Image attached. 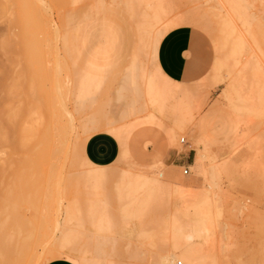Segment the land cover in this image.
<instances>
[{
  "label": "rangeland",
  "instance_id": "obj_1",
  "mask_svg": "<svg viewBox=\"0 0 264 264\" xmlns=\"http://www.w3.org/2000/svg\"><path fill=\"white\" fill-rule=\"evenodd\" d=\"M69 1L0 0V219L5 227L2 229L16 237L30 238L31 244L33 243L30 255L33 257L31 253H36L33 257L35 259L42 257L44 250L50 245L53 247L57 245L55 243L63 242L66 246V243H70L67 247L79 243L75 247L79 245V249L85 250L81 258L85 256L93 264H158L164 249L168 247L169 231H163L166 236L162 238L166 240L159 238L160 236L155 238L159 232L152 227L155 219L152 220L150 216L153 218L157 212H154L155 215H152L153 212L151 215L147 214L152 221L147 216V221L143 219L144 222L127 219V225L126 219L124 220L127 224H124L121 217L125 202H118L115 198L119 192L116 189L120 188L117 186L123 183L121 173H155L156 176L162 173L161 178L168 184L196 191L209 187L213 189L209 207L211 218L213 217L211 223L214 224L209 242L205 245V250L208 248V252L212 254L210 264H244L243 261H249L248 264H262L259 251L264 250V33H249V25L254 23V18H260L264 22V0H246L245 4H241L243 7L248 6L239 12L233 11L225 0H125L130 3L128 7L133 5L136 12L141 10L138 17L143 19L146 15L155 17L162 12L166 13L161 15V21L156 19L160 22L155 27L152 26V20L151 24L149 21L144 22L146 26L150 24L153 27H147L150 30L148 33L138 32L136 21L135 24L125 18L123 10L127 7L123 0H116L114 4L113 0H84L80 3L75 1V4ZM162 5L167 6L164 8ZM250 7L252 8L249 9ZM157 8L163 11L158 13L155 10ZM27 9L32 10L25 13ZM116 10L121 14L116 13ZM234 12L238 18L235 15L229 16V13ZM196 13L210 17L215 28L209 27L207 30L205 27L187 25L185 16L190 18L192 16L189 14ZM220 17H223V21H226L224 18L228 19L225 26L228 21L230 23L227 30L224 26L222 33L216 32V23ZM209 19L207 18L208 21ZM260 19L258 23L261 22ZM181 20L185 23L180 24ZM211 21L206 22L211 26ZM172 24L174 28L190 26L198 35L195 52L198 74L194 79L185 81L189 86L169 80L157 62L158 44L166 34L160 32H164L162 29ZM261 24L263 25L262 22ZM39 26L43 29L40 30ZM34 28L36 31L33 33L31 30ZM29 33L32 34L31 38ZM31 41L33 43L29 45ZM32 60L36 62L32 64ZM133 68L140 76L138 84L136 83V86L140 85L141 91L139 97H136L140 98V102L132 99V95H128L131 97H128L130 102L126 97L125 101L118 97L123 88L134 87L133 84L131 86L130 79L129 83L126 82L127 78H131ZM75 69L78 71L73 76ZM159 72L163 74L162 82L161 76H156ZM33 76V80L37 79L36 82H39L36 84L40 85L36 91L31 90L32 84L29 85L33 83L29 82ZM55 77L63 82L61 89V86L56 88L57 92L53 88V82L57 80ZM151 80L154 83L152 89H156L152 92L155 97H150V87V92L147 90ZM91 83H95V88L92 89ZM78 88L80 92H77ZM40 89L54 92L51 101L55 100L52 105L55 109L51 104L43 106L47 102L41 101L45 98L41 97L43 94H40ZM59 93L62 95L61 99ZM85 93L86 95H82ZM33 94L36 95L34 98ZM90 95L93 99H89ZM35 99L39 100L38 104ZM82 99H86V103H82ZM131 100L135 102L132 103ZM136 102L139 103L136 105ZM94 103L96 104L93 106ZM37 105L44 111L37 113ZM127 106L131 110L132 107L135 108L130 112ZM45 107L53 109L51 111L54 114L51 126L55 129L53 131L56 139L52 150L48 151H53V154L45 150L43 135L46 134V129L37 130L32 139L24 127L25 124L29 125L30 119L27 118L44 113L47 110ZM90 107L96 110L93 111ZM24 108L33 109L34 112H28ZM22 109L25 112L22 114L24 118H17ZM16 111L17 120L14 121L10 115ZM99 113L104 115H101L104 119L101 125L102 117H99ZM96 117L100 119L99 124ZM93 118L94 121L97 120L96 123ZM92 121L96 125L92 126ZM114 130L121 135H116ZM170 131L176 133V141L168 144L165 132ZM195 157L196 164L192 168L190 165L194 163ZM96 167L101 170L110 169L107 179L93 181L90 172ZM184 168H188L186 174L183 172ZM204 170L209 172L207 174L212 187L206 182L205 175L202 177ZM156 203L160 207L157 216L161 214V218L166 219L170 215L169 210L175 208V205L173 207L172 203L163 200L156 199ZM116 215L122 218L121 224L120 219L115 218ZM107 218L109 224L106 225ZM114 224L118 227L114 228ZM104 226L110 227L104 230ZM111 227L112 230H107ZM139 228L142 232L145 228L144 233H153V237L156 232L153 239L156 244L151 243V237L144 241L153 246L144 245V236L140 234L141 237H137L141 232ZM154 230L156 231L153 232ZM105 239L111 245L112 239L120 241L114 247L121 248H116L117 251H126L123 254L129 259L126 256L123 258L122 251H118L121 254L118 253L111 245H106L105 251H99L101 255L99 253L97 257L98 251L95 253V247ZM136 248L139 249L137 252ZM134 251L135 255L140 251L139 258V255L132 256ZM72 258L69 259L66 255L60 259L73 264L81 262L78 260L76 263V258Z\"/></svg>",
  "mask_w": 264,
  "mask_h": 264
},
{
  "label": "bare ground",
  "instance_id": "obj_2",
  "mask_svg": "<svg viewBox=\"0 0 264 264\" xmlns=\"http://www.w3.org/2000/svg\"><path fill=\"white\" fill-rule=\"evenodd\" d=\"M52 1V0H51ZM67 1H69V0H67ZM73 1V2H72ZM71 2L69 1V3H74L75 4V1H76V3H80V1L82 2V1H84V0H72ZM94 1V0H93ZM115 1L116 0H113V4L115 3ZM119 1V0H118ZM225 1H227L228 3H229V5H230V8H232V10L233 11H237L238 10V12L239 11H242L244 8L246 9V6H248V5H244V7H243V3L245 4L246 3V0H241V2H239V0H225ZM242 1H244V2H242ZM255 1V0H254ZM30 2V1H29ZM29 2H27V3H29ZM60 2V1H59ZM63 2V1H62ZM65 2V1H64ZM63 2V3H64ZM142 2V1H141ZM169 2V1H168ZM51 3V2H50ZM86 3V2H85ZM95 3V2H94ZM101 3V2H100ZM99 3V4H100ZM118 3V2H117ZM145 3V2H144ZM144 3H142V5L144 4ZM147 3V2H146ZM156 3V2H155ZM173 3V2H172ZM242 3V4H241ZM251 2H249V4H250ZM24 4H26L25 2H24ZM123 4L125 5V7H127V9H125V7H124V9L125 10H123V12H125V14H126V16H125V18H127V19H129V21L131 20L133 23H135V21H136V23L138 24L136 27V29H138L137 31L138 32H140V33H144V32H146V33H148V31L150 32V30H148V28H152L153 29V27H155V25H157L161 20H160V17H161V15H166V13L164 14V12H162L163 11V9H161L160 11L158 10L159 8H157V9H155L158 13H161V15H159V14H157V12H156V16L153 18L152 16H149V17H147V15H146V18H149V20L148 19H146L145 17H144V19L143 18H140V17H138L140 14H141V10H140V12H136L135 10L136 9H134V7H133V5H131L130 7H128L129 5L128 4H130L129 2L127 3L125 0H123ZM148 4V3H147ZM151 4V3H150ZM170 4V3H169ZM252 4V3H251ZM31 5H32V3H31ZM67 5H69V4H67ZM71 5V4H70ZM127 5V6H126ZM135 5V4H134ZM136 5H137V3H136ZM27 6H30V5H27ZM26 6V7H27ZM56 6H58L57 4H56ZM61 6V5H60ZM139 6V5H138ZM163 6V5H162ZM167 6V5H166ZM166 6L164 7V8H166ZM59 7V6H58ZM113 8H114V6H112ZM148 7V6H147ZM254 7V6H253ZM145 8V7H144ZM149 8V7H148ZM162 8V7H161ZM168 8V7H167ZM198 8V7H197ZM248 8V7H247ZM252 7H250L249 9H251ZM59 9V8H58ZM150 9V8H149ZM194 9V8H193ZM244 9V10H245ZM255 9V8H254ZM32 9H30V11H31ZM115 10V9H114ZM154 10V11H155ZM195 10V9H194ZM200 10V9H199ZM30 11H28V9H27V11L25 10V13L27 12H30ZM247 11V10H246ZM116 13H118V14H121V12L119 11V12H117V10L115 11ZM151 12V11H150ZM149 12V13H150ZM235 12L233 13V14H230L229 13V16L231 17V15H235ZM245 12V11H244ZM22 13V12H21ZM138 13H140L139 15H138ZM145 13V12H144ZM148 13V14H149ZM231 13H232V11H231ZM246 13H249V12H246ZM24 14V13H23ZM199 14V13H198ZM203 14V13H202ZM243 14V13H242ZM252 14V13H251ZM253 14L254 15H257V14H255L254 13V11H253ZM150 15H151V13H150ZM153 15H155V14H153ZM159 15V16H158ZM189 15H191L192 17H190V18H188V17H186L185 16V18H187L186 20L184 19V21H186V24L188 25V24H190V25H193V26H199V27H205V28H207V30H208V28L209 27H213V28H215V25H213L212 26V24H214V23H212V21L210 20L211 18L210 17H207V15H206V17L209 19V21H211L210 23H211V26L207 23V22H209L208 20H207V18L205 17V14H203V16L202 15H197V13L194 15V14H189ZM194 15V16H193ZM253 15V18L255 17ZM25 16V15H24ZM128 16V17H127ZM143 16V15H142ZM220 16V15H219ZM236 16V15H235ZM252 16V15H251ZM258 16V15H257ZM256 16V17H257ZM21 17H23L22 15H21ZM123 17V16H122ZM151 17H152V19H151ZM204 17H205V19L206 20H204ZM162 18V17H161ZM236 18H238L237 16H236ZM243 18V17H242ZM241 18V19H242ZM253 18H251V19H253ZM31 19V18H30ZM29 19V20H30ZM142 19V20H141ZM156 19H158V20H160V21H157ZM164 19V18H163ZM244 19H247V17H245ZM255 19L256 18H254V23L252 22V24H250L249 26H250V30L251 31H249V33L251 32V33H264V22L260 19V21L263 23V25L261 24V22L260 23H258L259 21V19L257 18L256 20H257V23H255ZM155 23H153L152 24V26H150V24H151V22L152 21ZM224 20H226V21H223V17H220L219 18V20L217 21V23H216V32H219V31H221V33H222V31H223V29H224V24H227V18L225 19L224 18ZM231 20V19H230ZM234 20V19H233ZM248 20V19H247ZM25 21V20H24ZM148 21L150 22V24L148 25V26H146L147 24L146 23H148ZM184 21H180V24H182L181 22H183V23H185ZM207 21V22H206ZM242 21V20H241ZM244 21V20H243ZM249 21V20H248ZM252 21V20H251ZM144 22H146V23H144ZM157 22V23H156ZM225 22V23H224ZM231 22V21H230ZM245 22H246V20H245ZM135 23V24H136ZM232 23V22H231ZM235 23V22H234ZM63 24V23H62ZM134 24V25H135ZM146 24V25H145ZM230 23H229V21H228V25H226L225 26V29L228 27V26H230L229 25ZM243 24H244V22H243ZM27 25V24H26ZM144 25H145V27H144ZM173 25V24H172ZM170 26V25H168V27L166 26V28L163 30L162 29V31H164V32H160V33H167L168 31H170L171 29H173L174 28V25L173 26ZM245 25H247V23L245 24ZM38 26V25H37ZM37 26H35L36 27V29L38 28ZM176 26V25H175ZM223 26V27H222ZM235 26V25H234ZM25 27V26H24ZM27 27V26H26ZM34 27V26H33ZM148 27V28H147ZM32 28V27H31ZM41 28V29H40ZM72 28V27H71ZM134 28V27H133ZM150 28V29H151ZM204 28V29H205ZM248 29H249V27H247ZM29 29V28H28ZM39 29L40 30H42L43 28L41 27V26H39ZM63 29V28H62ZM210 29V28H209ZM224 29V30H225ZM230 29V28H229ZM235 29V28H234ZM24 30V29H23ZM30 30V29H29ZM38 30V29H37ZM147 30V31H146ZM227 30V29H226ZM32 32L33 31H36L35 30V28L33 29V30H31ZM151 31H153V30H151ZM37 32H39V31H37ZM37 32H35L36 34H37ZM137 32V33H138ZM158 32V33H159ZM212 32V31H211ZM215 32V33H216ZM26 33V32H25ZM34 33V32H33ZM40 33V32H39ZM227 33H229V32H227ZM30 34V33H29ZM40 34H42V33H40ZM31 35L32 34H30L29 36H30V38H31ZM35 35V34H34ZM37 35H39V34H37ZM67 35V34H66ZM71 35V34H70ZM57 36H59L58 35V33H57ZM2 37V36H1ZM33 37H35L36 38V36H33ZM41 37V36H40ZM61 37V36H60ZM23 38V37H22ZM65 38V37H64ZM17 39V38H16ZM34 39V38H33ZM28 40V39H27ZM35 40V39H34ZM55 40V39H54ZM64 40H67L66 38L64 39ZM26 41V40H25ZM68 41V40H67ZM7 42V41H6ZM13 42V41H12ZM36 42V41H35ZM52 42V41H51ZM50 42V43H51ZM54 42V41H53ZM64 42V41H63ZM33 43V41H31L30 43H29V45H31ZM37 43V42H36ZM36 43H34V46H36L35 44ZM41 43V42H40ZM65 44V43H64ZM24 45V44H23ZM40 45V44H39ZM66 46H68V44L66 43L65 44ZM27 46V45H26ZM55 46V45H54ZM6 47H7V45H6ZM28 47V46H27ZM29 47H32V46H29ZM5 51V50H4ZM35 51V50H34ZM33 51V53H35ZM67 51V50H66ZM6 52V51H5ZM37 52V51H36ZM32 53V52H31ZM26 55V54H25ZM31 55V54H30ZM30 55H28V56H30ZM33 55V54H32ZM71 55V54H70ZM17 56V55H16ZM24 56V55H23ZM33 57H35V56H33ZM70 57H72V56H70ZM17 58V57H16ZM26 58V57H25ZM28 58V57H27ZM43 59V58H42ZM74 59V58H73ZM28 60V59H27ZM29 60H30V58H29ZM15 61V60H14ZM33 61V60H32ZM31 61V62H32ZM35 62H36V60H34ZM34 61L32 62V64L34 63ZM38 63V62H37ZM59 63V62H58ZM76 63H78V62H76ZM32 64H30V67L32 68ZM36 64V63H35ZM60 64H58V68L60 67L59 66ZM28 67V66H27ZM29 69V68H28ZM34 69V68H33ZM32 70V69H31ZM30 70V71H31ZM133 70V72H131L130 74V77L131 78H127V80H126V82H128L129 83V80L128 79H130V83H131V86H132V84L134 85V87L133 88H123L121 91V93H120V96H118L120 99H122L123 98V100L125 101V97H126V100L127 99H129V98H131V97H129L130 95H132V99L134 98V99H136V97H139V94H140V85H139V87L138 86H136V83L138 82V77H140V76H138V73H137V70L135 69V68H133L132 69ZM26 71H28V70H26ZM75 71V73L73 74V76L77 73V71H78V69H77V71H76V69L74 70ZM90 71H87V73H89ZM162 73V72H161ZM84 74V73H83ZM96 74V73H95ZM159 75H156L157 76V78H159V76H161V75H163V74H160V72L158 73ZM30 75V74H29ZM34 75V74H33ZM53 75V74H52ZM57 75V74H56ZM91 75V74H90ZM94 75V74H93ZM132 75H133V77H132ZM54 76V75H53ZM78 76V75H77ZM76 76V77H77ZM88 76V75H87ZM96 76H97V74H96ZM34 77L35 76H33V78H32V80H30L29 82H32L33 81V83H29V85L30 84H32L31 85V90H34V91H36L35 89H39L40 88V85L39 84H36V83H39V82H36V80L37 79H35V80H33L34 79ZM51 77V76H50ZM59 77V76H58ZM57 77V78H58ZM101 77V76H100ZM141 77H144V78H146V76H141ZM153 77H155L154 75H153ZM153 77H151L153 80H154V78ZM163 76H161V82H162V80L164 79V78H162ZM21 78V77H20ZM29 78V77H28ZM56 78V77H55ZM56 78V79H57ZM74 78V77H73ZM84 78V77H83ZM82 78V79H83ZM144 78H143V80H144ZM168 78V77H167ZM30 79V78H29ZM28 79V80H29ZM47 79V78H46ZM50 79V78H49ZM72 79V78H71ZM78 79V78H77ZM86 79V78H85ZM84 79V80H85ZM93 79H94V77H93ZM106 79V78H105ZM109 79V78H108ZM169 79V78H168ZM74 80H75V78H74ZM80 80V79H79ZM83 80V81H84ZM104 80V79H103ZM107 80V79H106ZM111 80V79H110ZM131 80H132V82H131ZM140 80V79H139ZM149 80V79H148ZM159 80V82H160V79H158ZM170 80V79H169ZM73 81V80H72ZM77 81V80H76ZM93 81V80H92ZM102 81V80H101ZM101 81H99V82H101ZM142 81V80H141ZM172 81V80H171ZM171 81H169V84L171 83ZM24 82H25V80H24ZM60 82V83H59ZM80 82H82V81H80ZM79 82V83H80ZM86 82H88V81H86ZM90 82V81H89ZM103 82V81H102ZM107 82H109L110 83V81H107ZM112 82V81H111ZM125 82V83H126ZM47 83H49V82H47ZM51 83V82H50ZM54 85H53V88H55V91L57 90L58 91V87H60V89L62 88V81L61 80H55L54 82ZM57 83H59V86H58V84ZM73 83V82H72ZM151 84H149V86H148V91L150 92V90L152 89V84L154 85V83H153V81L151 80V82H150ZM164 83H167L166 81H164ZM18 84V83H17ZM21 84V83H20ZM28 84V83H27ZM61 84V85H60ZM78 83L76 82V85H77ZM83 84H85V83H83ZM88 84H90V83H88ZM92 84V83H91ZM94 84L95 83H93L92 84V89L93 88H95L94 87ZM138 84V83H137ZM168 84V83H167ZM174 84V83H173ZM24 86H26L25 85V83L23 84ZM29 85H28V87H29ZM39 85V87H37ZM42 85V84H41ZM66 85V84H65ZM98 85V84H97ZM96 85V86H97ZM109 85V84H108ZM125 85V84H124ZM126 85L127 86H130L129 84H127L126 83ZM126 85H125V87H126ZM20 86V85H19ZM22 86V85H21ZM88 86V85H87ZM99 86V88H100V85H98ZM97 86V87H98ZM105 86V85H104ZM77 87V86H76ZM96 87V88H97ZM109 87V86H108ZM151 89H150V88ZM155 87V86H154ZM2 88V87H1ZM4 88H5V86H4ZM20 88V87H19ZM22 88V87H21ZM20 88V89H21ZM56 88H58V89H56ZM75 88V87H74ZM81 88V87H80ZM80 88H78V91L77 92H80L79 91V89ZM85 88V87H84ZM83 88V89H84ZM89 88H90V86H89ZM98 88V89H99ZM102 88V87H101ZM232 87H230V89H231ZM6 89V88H5ZM72 89V88H71ZM86 89H87V87H86ZM91 89V88H90ZM104 89V88H103ZM102 89V90H103ZM13 90V89H12ZM29 90H30V88H29ZM31 90H30V92H31ZM73 90V89H72ZM81 90H82V88H81ZM85 90V89H84ZM88 90V89H87ZM97 90V89H96ZM111 90V89H110ZM143 90V89H142ZM15 91V90H14ZM20 91V90H19ZM39 91V90H38ZM42 91V89H40V94H43L41 97H43L44 96V98L45 99H41V101L43 102V100H44V103L45 102H47V104L45 105V104H43V106H46L47 107V105L48 106H50V104H51V107L52 108H54L55 109V107L54 106H52V105H54L55 104V100L53 99V101H51L52 100V94L54 93L53 91H51V92H46V90L42 93L41 92ZM48 91V90H47ZM56 91V92H57ZM76 90H74V92H75ZM100 91V90H99ZM106 92H108V90H105ZM148 91H146V94L148 93ZM154 91H156V89L154 90V89H152L151 90V92L149 93L150 94V97L151 96H154V95H152L153 93L152 92H154ZM13 92V91H12ZM18 92V91H17ZM69 92H71V91H69ZM84 92H86V91H84ZM84 92H82V93H84ZM92 92V91H91ZM102 92H104V90L102 91ZM143 92V91H142ZM16 93V92H15ZM60 93H61V91H60ZM59 93V94H60ZM89 93V92H88ZM18 94H19V92H18ZM17 94V95H18ZM26 94V93H25ZM58 94V93H57ZM233 95L235 94V91L232 93ZM237 94V93H236ZM70 95H71V93H70ZM74 95V94H73ZM81 95V94H80ZM82 95H86V93L85 94H82ZM117 95H119V94H117ZM129 95V96H128ZM148 95V94H147ZM36 96V95H35ZM34 96V94H33V97L32 98H34L35 97ZM40 96V95H39ZM48 96V97H47ZM61 94H60V99H61ZM76 96V95H75ZM88 96V95H87ZM86 96V98H88ZM141 96H142V94H141ZM140 96V97H141ZM236 96V95H235ZM40 97V98H41ZM53 97H54V95H53ZM80 97V96H79ZM91 97V95L89 96V99H93V96H92V98H90ZM129 97V98H128ZM155 97V96H154ZM24 98H25V96H24ZM31 98V99H32ZM37 98V97H36ZM77 98V97H76ZM83 98V97H82ZM50 99V100H49ZM59 99V101H62V100H60ZM119 99V100H120ZM138 99H140V98H137L136 99V101H139ZM153 99V98H152ZM156 99V98H155ZM30 100V99H29ZM36 101H35V103H37L39 100H37V99H35ZM46 100V101H45ZM49 100V101H48ZM77 100V99H76ZM79 100V99H78ZM97 100V99H96ZM85 101H86V99H85ZM85 101H83V99H82V103L83 102H85ZM91 101H94V100H91ZM129 102H130V99L128 100ZM49 102V103H48ZM53 104H52V103ZM131 102H132V100H131ZM133 102H135V100H133ZM132 102V103H133ZM140 102V101H139ZM138 102V103H139ZM39 103V102H38ZM37 103V104H38ZM80 103V102H79ZM86 103V102H85ZM84 103V104H85ZM96 103H97V101H96ZM96 103H94L93 104V106L96 104ZM131 103V104H132ZM137 102H136V105L138 104ZM33 104V103H32ZM58 104H59V102H58ZM61 104V103H60ZM83 104V105H84ZM126 104H127V101H126ZM35 105V104H34ZM128 105V104H127ZM135 105V103H134V106H136ZM36 106V105H35ZM62 106H63V104H62ZM79 106H82V105H79ZM87 106H90V105H87ZM86 106V107H87ZM45 107V108H46ZM84 107V106H83ZM82 107V108H83ZM128 107V106H127ZM31 108V107H30ZM32 108H34V107H32ZM91 108V107H90ZM98 108V110H100V108L99 107H97ZM130 108V112H132V110H134L133 108H135V107H132V110H131V107L129 106L128 107V109ZM28 109V112H34V110L33 109H29V108H24V110H27ZM35 109H37L38 111H36L37 113H40V112H42V111H44V110H41L40 109V105H37V107L35 108ZM47 110H45V112L44 113H41V114H39L37 117H33L32 115H33V113H31L32 115V117H30V118H27V119H30V120H28L29 122V125H27V124H25L24 125V127L25 128H27V130H28V132H29V134H30V136L32 137V139L35 137V134H36V131L37 130H39V129H41V128H44V129H46L47 130V132H46V134L45 135H43V140H44V144H45V150L48 152L49 151V149H51L54 145H53V143L55 142V139H56V136L54 135V131L53 130H55L54 128L52 129V124H53V120H54V114H53V112L51 111V110H53V109H49V108H46ZM81 109V108H80ZM91 109H93V111H95L96 109H94V108H91ZM24 110L22 109V111H23V113H22V111L20 112V110H19V112L21 113V114H17V115H19L17 118H19V117H22V118H24L23 117V115L22 114H25V112H24ZM30 110V111H29ZM41 110V111H40ZM49 110L51 111V112H49ZM57 110H58V108H57ZM60 110V109H59ZM88 110V109H87ZM103 110V109H102ZM27 112V113H28ZM62 112V111H61ZM16 113H17V111L15 112V114H13V113H11L12 115H10V118H12L14 121L15 120H17V118H15V115H16ZM93 113V112H92ZM57 114V113H56ZM97 114V113H96ZM129 114H131V113H129ZM16 115V116H17ZM58 115H59V113H58ZM92 115V114H91ZM102 115V113H99V117ZM9 116V115H8ZM12 116V117H11ZM24 116H26V115H24ZM60 116V115H59ZM90 116V115H89ZM98 116V115H97ZM103 117H104V115H102ZM101 116V117H102ZM1 117V116H0ZM26 117H28V116H26ZM26 117H25V119H26ZM95 117V116H94ZM100 117V118H101ZM103 117L101 118V122H100V119L98 118V117H96V118H98V124H99V122H100V125H101V123H102V121L104 120L103 119ZM107 116H105V118H106ZM9 117H8V119L7 120H9L10 119ZM1 119V118H0ZM94 119L95 118H93V121H94ZM107 119V118H106ZM12 120V121H13ZM92 120V119H91ZM93 121L91 122L92 123V126L96 123V121H94L95 123H93ZM10 122V121H9ZM55 122H56V120L54 121V124H55ZM88 123V122H87ZM106 123V122H105ZM108 123V122H107ZM11 124H14V122L12 123L11 122ZM97 124V125H98ZM7 125V124H6ZM23 125V124H22ZM87 125V124H86ZM90 125V124H89ZM88 125V126H89ZM96 125V124H95ZM1 126V125H0ZM54 127H55V125H54ZM86 127V126H85ZM102 127H104V126H102ZM87 129V128H86ZM90 129V128H89ZM99 129H101V128H99ZM99 129H98V131H99ZM104 130V129H103ZM119 130V129H118ZM122 129L120 128V131H121ZM143 130V129H142ZM115 131V130H114ZM1 132V131H0ZM92 132V131H91ZM112 132V131H111ZM116 132V131H115ZM122 132V131H121ZM124 133H125V131H124ZM124 133H122V134H124ZM159 132H157V134H158ZM0 134H2V132L0 133ZM126 134H127V132H126ZM165 134H167L166 135V140H167V142H168V144H170V143H174L175 141H176V133L174 132V131H170V132H165ZM116 135H121V133H119L118 131L116 132ZM3 137V136H2ZM64 142V141H63ZM52 150V149H51ZM53 151H50V152H48V153H52ZM125 152V151H124ZM53 154V153H52ZM51 154V155H52ZM79 155V154H78ZM49 156H50V154H49ZM72 157H73V155H72ZM83 158V157H82ZM73 159V158H72ZM76 159V158H75ZM89 164L90 165H92L90 162H89ZM94 167V166H93ZM100 167H96L95 168V170L94 171H91L90 173V177L93 179V181H95L96 180V182H100V180H105V179H107V177H108V175H110V173H109V170L107 169V170H101V169H99ZM130 170V169H129ZM205 171V173H203V178H204V175H205V178H206V182H208V184L211 182V180L210 179H208V174L207 173H209V172H206V170H204ZM203 171V172H204ZM160 172V171H159ZM115 173V172H114ZM127 173L128 174H126V172L124 173H121V180H122V184H120V186H117V188H119V189H116V190H118L117 192H118V196H117V198H115L116 200H118V202H121L122 203V201H124L125 202V205H124V208L123 209H121V217L123 218V220L124 219H126V221H127V219H131V220H133V219H135V220H141V221H143L144 222V220L145 221H147L146 220V216H147V214H149L150 213V215L152 214V212H153V214L152 215H155V213L154 212H157L158 213V208H160L159 206H157V203H156V199H159V200H163V202L164 201H166V202H170V203H172L173 204V207H174V205H175V208H172V209H170L169 210V216H167V218L166 219H168V220H166L165 218H161L160 216H161V214H159L160 216L158 217L157 215V213H156V215L152 218V216H150L151 217V219L153 220V219H155L154 220V222L150 219V217H149V215L147 216V217H149V219L152 221V227L154 228V229H157V231L159 232V234H161V235H159L158 234V232H157V234L158 235H156V230H154L153 232H155V235H156V237H155V235H154V237L155 238H157L158 236H160L159 238H161V239H163L162 237L163 236H166L164 233L165 232H163L164 230H168L169 231V233H168V235L169 236H167V237H169V243H168V245H166V246H168L167 248H166V246H165V248L166 249H164V253L161 255V258L159 259V261H158V264H178V263H180V264H207L208 262H209V264L211 263V259L210 258H212V254H211V252H208V248H206V250H205V247L207 246V244H208V238H209V236H210V234H211V232H212V226H213V224L214 223H211L212 222V218H211V216H212V212H211V210H210V203H211V196H212V191H213V189L212 188H204L203 190H201V191H196V190H193V189H184V187H182V186H179V185H172V184H168L167 182H165L161 177H162V173H159V174H157V176H156V174L155 173H152V175H147V174H145V175H139V174H135V175H132V173L131 174H129V171H127ZM137 173V172H136ZM113 176H115V175H113ZM112 176V177H113ZM116 177V176H115ZM87 178H88V176H87ZM210 178V177H209ZM210 180V181H209ZM102 182V181H101ZM119 182V181H118ZM100 184V186H101V183H99ZM94 185H95V183H94ZM93 185V186H94ZM118 185V184H117ZM212 184L210 183V185L209 186H211ZM98 186V185H97ZM100 186H99V188H100ZM103 186V185H102ZM212 187V186H211ZM98 189V188H97ZM212 189V190H211ZM116 193V192H115ZM214 195V194H213ZM112 196V195H111ZM110 196V197H111ZM114 196H116V195H114ZM107 197V196H106ZM113 198V197H112ZM107 200V199H106ZM112 200V199H111ZM103 200H101V202H102ZM109 201V200H108ZM75 202V201H74ZM124 202H123V204H124ZM158 202H160V201H158ZM79 203V202H78ZM102 203H104V202H102ZM115 203V202H114ZM109 204V203H108ZM122 204V205H123ZM95 205V204H94ZM103 205H105V203L103 204ZM114 205V204H113ZM159 205V204H158ZM163 205V204H162ZM171 205V204H170ZM109 206V205H108ZM161 206V205H160ZM106 207H107V204H106ZM110 207V206H109ZM178 208V209H177ZM108 209H110V208H108ZM161 209H162V207H161ZM160 209V210H161ZM189 209V210H188ZM103 210V209H102ZM106 210V209H105ZM74 211V210H73ZM104 211V210H103ZM104 215H106L105 214V212L103 213ZM95 215V214H94ZM113 215H115V214H113ZM119 215H120V212H119ZM179 215V216H178ZM98 216H100V215H98ZM158 218H157V217ZM214 216V215H213ZM117 217H118V215H116V219H117ZM121 217H118L119 219V223H120V221L121 222H123V220H122V218ZM104 219L106 218L105 216L103 217ZM103 218L101 219V221H103ZM161 218V219H160ZM144 219V220H143ZM148 219V218H147ZM99 220V219H98ZM108 220V218L106 219V221ZM129 220L127 221V223L125 222V220H124V224L126 223L127 225H129ZM130 220V221H131ZM149 220V221H150ZM86 221V220H85ZM105 221V220H104ZM110 221V220H109ZM112 221H113V219H112ZM108 222V221H107ZM116 222V221H115ZM139 223H140V221H138ZM143 222H141V224L143 225ZM99 223V222H98ZM147 223V222H146ZM149 223H151V222H149ZM154 223V224H153ZM107 224H109V222L108 223H106V225ZM121 224V223H120ZM104 225H105V223H104ZM112 225V224H111ZM114 225H116V224H114ZM133 225V224H132ZM147 225V224H146ZM4 225L2 224V222H1V219H0V264H47V262H50L51 260H54V259H60L62 256H66L67 255V257L69 258V259H71V257H73V258H76V260L74 259V261L77 263L78 262V260H80L81 262L79 263L78 262V264H88L89 262L91 263V264H93V262H91V260L88 262L87 261V259L86 258H81V255H82V253L85 251V250H83L84 248H80V249H82V250H80L78 247H80L79 245V243H74V246H69V247H67L68 245H70V243H66V244H68L67 246L63 243V242H60V244H58V243H55V244H57V245H53V247H51V245H50V247H48L47 249H45L44 251V254L42 255V257H40V258H37V259H35V258H33L34 257V255L36 254V253H31V254H33V257L30 255V249L31 250H33V248H31V245L33 244H31V239L30 238H28V237H16V236H14V235H11L10 233H9V231H7V230H4V229H2V228H5V227H3ZM120 226V225H119ZM124 226V225H123ZM138 226H140V224L138 225ZM106 227H110V226H106ZM105 226H104V230H106L105 228H106ZM118 226L116 225L114 228H117ZM125 227H127V226H125ZM100 228V227H99ZM153 228H152V230H153ZM100 229H102V225H101V228ZM109 229H113V227H111V228H107V230H109ZM125 229V228H124ZM142 229V228H141ZM110 230V231H111ZM117 230V229H116ZM122 230V229H121ZM139 230H140V228H139ZM143 230V232L141 231H139L140 233H139V235L137 236V237H141V235H142V237L144 236V238H143V241H142V238H140L139 240H141L143 243H145V241L144 240H146L147 238H151V237H153V235L151 236V234H153V233H151L150 232V234L148 233V232H146V233H148V234H146V233H144L146 230H145V228H143L142 229ZM145 230V231H144ZM118 231V230H117ZM99 232H101V231H99ZM163 232V233H162ZM138 233V232H137ZM137 233L135 234V235H137ZM167 233V232H166ZM141 234V235H140ZM164 234V235H163ZM106 236V235H105ZM111 236H113V235H111ZM110 236V237H111ZM135 237V239H137L138 240V238L136 237V236H134ZM152 238V241H151V243L152 244H156L155 242H153V239H155V238ZM78 238V237H77ZM76 238V239H77ZM109 239V238H108ZM107 239V240H108ZM134 239V240H135ZM160 239V240H161ZM65 240V239H64ZM106 239L104 240V242H101V243H98L97 244V246L95 247V253L98 251V254H97V257H98V255H99V251H101V253H103L104 251H105V248H106V245H111L109 242V240L107 241ZM148 240V239H147ZM146 240V241H147ZM157 240V239H156ZM163 240H166L165 238L163 239ZM263 240V239H262ZM63 241V240H62ZM112 242L111 243H113L112 245H111V248H114L115 250H116V248L117 249H121V248H118V247H114L118 242H120V241H118L117 240V242H116V240H111ZM132 241V240H131ZM155 241V240H154ZM261 241V240H260ZM259 241V242H260ZM58 242H59V240H58ZM72 242V241H71ZM106 242H108L107 244H106ZM136 242V241H135ZM142 242H140V243H142ZM264 242V241H263ZM54 243V242H53ZM130 243V242H129ZM132 243V242H131ZM142 243V244H143ZM150 243V242H149ZM150 243V244H151ZM165 243V242H164ZM75 244H79V245H76V247H75ZM105 244V245H104ZM124 244V243H123ZM147 244V242L144 244V245H146ZM150 244H147V245H149L150 246ZM151 244V246H153ZM118 245H119V243H118ZM121 245H122V243H121ZM120 245V246H121ZM135 245H138V244H135ZM141 245V244H140ZM206 245V246H205ZM33 246V245H32ZM78 246V247H77ZM84 246V245H83ZM113 246V247H112ZM117 246V245H116ZM139 246V245H138ZM66 247V248H65ZM73 247V248H72ZM82 247V246H81ZM89 247V246H88ZM87 247V248H88ZM122 247V246H121ZM130 247V246H129ZM155 247V246H154ZM258 247H259V245H258ZM262 247H264V246H262ZM70 250H69V249ZM78 248V249H77ZM103 248V249H102ZM133 248V247H132ZM135 248V247H134ZM133 248V249H134ZM113 249V250H114ZM130 249V248H129ZM138 248H136L135 249V251L137 250ZM211 249V248H210ZM63 250H66V251H63ZM139 250V249H138ZM161 250H162V248H161ZM263 250V249H262ZM117 251V250H116ZM118 251H120V250H118ZM117 251V252H118ZM122 251V250H121ZM120 251V252H121ZM128 251V250H127ZM131 251H132V249H131ZM130 250L128 251L129 253L131 252ZM135 251L133 252V255L132 256H138L139 254H141L140 253V251L138 252V253H136V255H135ZM210 251V250H209ZM224 251V250H223ZM250 251V250H249ZM117 252H116V254H117ZM120 252H118V253H120ZM124 252H126V251H124ZM123 251L121 252L122 253V255L121 256H123V258H124V256H126L125 254H123L124 253ZM137 252V251H136ZM150 252V251H149ZM208 252V253H207ZM257 252V251H256ZM42 253H43V251H42ZM85 253H87V252H85ZM101 253H100V255H101ZM120 253V254H121ZM127 253V252H126ZM148 253V252H147ZM211 255H210V254ZM247 253V252H246ZM246 253H245V255H246ZM259 253H260V256H261V260H262V262L264 263V250L261 252V249H260V251H259ZM151 254V253H150ZM86 255V254H85ZM89 255V254H88ZM96 255V254H95ZM131 254H129V256H130ZM144 255V254H143ZM149 255V254H148ZM224 255V254H223ZM70 256V257H69ZM118 256V255H117ZM121 256H120V258H121ZM211 256V257H210ZM92 257V256H91ZM140 257V255L138 256V258ZM250 257V256H249ZM73 258H72V260H73ZM94 258V257H93ZM126 258H128L127 256H126ZM135 258V257H134ZM155 258V257H154ZM233 258H235V256H233ZM253 258H255L254 256H253ZM95 259H96V257H95ZM94 259V260H95ZM98 259V258H97ZM129 259V258H128ZM127 259V260H128ZM132 259V258H131ZM135 259H137V258H135ZM240 259V258H239ZM238 259V260H239ZM155 260V259H154ZM177 260H180V261H177ZM209 260V261H208ZM237 259H235V261H238ZM255 260V259H254ZM124 261H125V259H124ZM133 261V260H132ZM139 261V260H138ZM239 261H242L241 259L239 260ZM247 261V260H246ZM252 263L253 262H255V261H252V260H250ZM258 261H259V258H258ZM244 262V264H248V262H245V261H243ZM250 262V263H251ZM94 263H97V262H94ZM140 263H142V262H140ZM241 264H242V262H240ZM262 263V264H263ZM98 264V263H97ZM213 264V263H212Z\"/></svg>",
  "mask_w": 264,
  "mask_h": 264
},
{
  "label": "crops",
  "instance_id": "obj_3",
  "mask_svg": "<svg viewBox=\"0 0 264 264\" xmlns=\"http://www.w3.org/2000/svg\"><path fill=\"white\" fill-rule=\"evenodd\" d=\"M197 44L198 35L190 26L173 28L162 37L157 48V62L162 72L170 80L180 85L189 86L185 81H190L197 76L198 68L195 65ZM195 164L196 157L190 166L193 168ZM47 264L73 263L65 259H54Z\"/></svg>",
  "mask_w": 264,
  "mask_h": 264
},
{
  "label": "built area",
  "instance_id": "obj_4",
  "mask_svg": "<svg viewBox=\"0 0 264 264\" xmlns=\"http://www.w3.org/2000/svg\"><path fill=\"white\" fill-rule=\"evenodd\" d=\"M181 141H183V138H182ZM183 172H184V174H186V173L188 172V168H184ZM179 264H180V263H179Z\"/></svg>",
  "mask_w": 264,
  "mask_h": 264
}]
</instances>
